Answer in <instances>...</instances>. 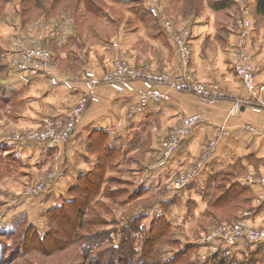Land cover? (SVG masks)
I'll use <instances>...</instances> for the list:
<instances>
[{"label":"rangeland","instance_id":"rangeland-1","mask_svg":"<svg viewBox=\"0 0 264 264\" xmlns=\"http://www.w3.org/2000/svg\"><path fill=\"white\" fill-rule=\"evenodd\" d=\"M257 1L240 0L239 3H235L234 0H91L92 5H88V0H0V26L7 24L15 27L17 30L15 36L21 40L18 41L21 44L19 51L33 47L49 49L53 53L57 72L78 86L84 84L83 77L87 72L94 71L102 75L110 70L116 59L120 58L140 69L149 65L158 73H178L179 70L159 72L147 62L141 66L130 62L127 51L123 47L124 33L137 32L143 27L152 35L161 31L168 37L181 63L180 70L183 68L179 53L171 37L166 33L163 22L154 16L152 17L157 20L153 22L143 21V19H151L143 18V11H148L150 6L158 7L176 27H183L190 31L192 34L191 62L194 37L190 21L187 20V25L183 23L184 18L188 16L187 11L193 12L194 8H197L198 14H202L203 22L206 23H210L217 13L216 28L219 34H222V28L234 33L236 63L241 41L239 21L242 19L243 10H248L250 19L253 21V31L247 39V45L251 61L256 69L252 55L253 40L261 34L262 30L264 31V17L256 15ZM217 2H228L226 5L230 8L215 12L213 5ZM66 8L69 10L67 11ZM96 9H99L97 10L99 16L92 14L97 13ZM75 12L81 16L79 22L73 18ZM100 46H105L110 54L108 57L103 55L102 59L97 60V48ZM3 49L0 40V118L7 116L13 121L21 113L19 97L25 98L26 88L32 86H23L13 78L12 68L16 66V61L9 64L4 61L3 56L7 52ZM17 53L20 54V52ZM63 54L66 58H63ZM60 58H62L61 61ZM191 62L189 70L197 81L209 87L218 85L223 91L220 84L204 82L195 76ZM256 80L263 84L258 81L257 75ZM16 84L25 87L23 92H15ZM48 84L50 85L49 82ZM83 95L85 94L77 96L73 107ZM220 101L222 100L214 104L205 103L213 107ZM73 107L61 115L50 118L63 116ZM132 109L133 107L126 113V120L135 124L139 116L130 120L129 115ZM194 114L201 115L204 120L202 113ZM190 115L183 116L165 138L154 140L153 143L142 136L140 131L126 136L107 132L106 146L108 147L106 149L109 154L112 153V150L109 151L110 148L115 149L116 155L111 160V170L106 175L100 195L93 202V212H90L85 219L91 221L95 218L94 222H97V225L89 228L90 234L87 231L77 233L82 237L87 235L85 239L90 238V235H97L98 237L93 241L98 243L101 239L102 242L93 245V248L85 240L79 241L77 234L72 236L73 227L78 224L73 206H70L65 214L54 210L67 201L70 197L68 193L70 189L68 192L65 191V195L55 198L56 205L53 208L44 213L36 208V205L38 206L48 198V193L57 186L59 180L68 174L72 164H74L72 171L75 172L78 168L76 167L77 159L80 160L82 152L77 151L74 157L69 156L72 152L71 147L73 149L76 147L75 134L62 147L49 151L47 146L41 143L14 141L18 134L40 129L43 120L48 116L44 117L36 127L0 132V264H92L96 262L100 264H220V262L264 264V249L247 246L246 250L230 249L229 251L221 249L219 245L216 251L210 248L211 244L204 241L213 228L223 224H233L241 219L249 220L253 226L264 225V222L257 224L255 221L264 209V203L261 206L257 205L259 197L264 196V187L258 180L263 179L264 176L247 175L243 160H238L233 169L229 166L221 171H215L217 163L211 169L217 149L209 162H205L199 169L198 166L206 154L210 140L204 145L203 153L190 169L176 168L183 146L192 139L194 133L181 145L167 167L152 169L163 154V143L173 128ZM252 128L254 127L246 126L247 131L255 132V128L254 131L251 130ZM220 130L225 132V136L229 135L225 127ZM92 135L87 139V148H84L87 156L81 157L87 164L85 165L88 166L87 168L92 167L89 163L91 160H96V164H99V156L102 154L101 152L97 154V151L91 147L98 149L97 146H99V137ZM24 146L29 148L39 146L41 156L38 160L32 162V158L24 159L16 150V147ZM69 146L71 147L68 148ZM248 162L252 166L259 165L258 160L249 159ZM197 169L199 171L194 180L184 188L175 190L171 186L172 181L180 175H188L196 172ZM54 170H57L58 175L46 192L36 197L26 194L30 186ZM72 175L70 173V176ZM73 176L70 188L74 187L81 177L77 179L76 172ZM217 177L219 178L216 179ZM250 178H253L255 183H248L252 191L229 208L233 211L225 209V213L222 214L210 209L209 202L222 193V191L219 192V187L228 188L241 182L239 179H244L245 182ZM15 189L18 192H15ZM255 189L258 190L255 191ZM11 196L32 198L30 204L35 208L29 205L25 209L33 208L35 214L29 216L28 213L19 211L18 207L21 206L19 203L23 199H10ZM73 196L77 197V195ZM25 203L26 201L22 202V204ZM52 210L54 211L50 213ZM148 238L158 239V243L153 246V243L148 241L145 244ZM70 242L74 245L58 251L60 246ZM86 246L91 247H88L91 251L88 254L85 253ZM213 248L215 249L214 245ZM225 252L227 254H224Z\"/></svg>","mask_w":264,"mask_h":264},{"label":"crops","instance_id":"crops-1","mask_svg":"<svg viewBox=\"0 0 264 264\" xmlns=\"http://www.w3.org/2000/svg\"><path fill=\"white\" fill-rule=\"evenodd\" d=\"M187 12L188 16L184 18L185 22L183 23L187 25V20H189L192 26L194 37L192 72L204 82L220 84L226 98L212 107L194 95L180 93L164 86L162 90L170 95L171 100L152 103L133 124L126 120V113L137 104L138 91L142 89V85L137 83V90L133 94H118L111 88L102 86L98 90L100 103L91 106L90 110L81 119L74 136L76 147L73 149L71 147L73 144L68 147H71L72 151L69 156L74 157L77 151L82 152L81 157L87 156L84 148H87V139L95 131L102 130L123 136L140 131L142 136L150 139L153 143L154 140L165 138L171 128L183 116L200 112L204 116L203 123L196 129L192 139L183 146L177 159L176 168L190 169L203 153L204 145L209 140L216 139L220 129L225 127L229 135L222 136L219 139L215 154L216 158L211 169L217 163L215 171H221L225 167L234 166L238 160H243L247 175L264 176V111L256 112L250 107H245L240 113L231 114L234 99L248 96L246 89L235 76L233 70L236 59L234 33L229 29L224 30L222 28V34H219L216 28L217 13L210 23H206L203 22L202 14H198L197 8H194L193 12H190V10ZM16 33L17 30L11 25L0 26L1 45L4 48L3 50L7 52L3 56V60L8 64L10 62L15 63L19 58L17 52H20L19 47L21 44L18 41L21 40L15 36ZM263 33L262 30L261 34L253 40L252 55L256 65L257 79L264 84ZM124 34L123 47L127 51V57L131 63L141 66L147 62V64H152L159 72H176L180 70L181 63L176 56L174 47L163 32L160 31L152 35L143 27L137 32H125ZM109 54L105 46L97 48V60L102 59L103 55L108 57ZM63 58H66L65 54H63ZM16 85V93L25 88ZM77 87L78 91L68 93L62 88H52L47 80L41 79L35 82L32 87L26 88L25 98L19 97L20 115L17 118L15 117L13 121L7 116L0 118V132L5 133L9 129L16 131L36 127L44 117H54L65 113L74 106L77 96L85 91L84 84H79ZM246 126L254 127L256 131L249 132L246 130ZM16 150L24 159L32 158V162L38 160L41 156L39 146L16 147ZM81 157L80 160L77 159L76 167L78 168L75 169L77 179L97 165L96 160H91L89 163L92 167L87 168L88 166H85L87 164ZM249 159L258 160L259 165H249ZM73 165L69 172L75 175V172L72 171ZM69 172L48 193L49 196L43 203H37L36 208L41 213L53 208L56 205L55 198L65 195V191L68 192L72 186L73 176H70ZM15 192L18 191L15 189ZM24 197L25 199L11 196L10 199L15 198L16 200L23 199V201H26L25 204H22L23 201L19 203L21 206L18 207V210L32 216L35 214L33 208L25 209L29 205L34 207L30 204L32 198ZM71 200L70 197L67 198V201ZM257 205H259L258 201ZM255 221L257 224L264 222V209L255 218Z\"/></svg>","mask_w":264,"mask_h":264},{"label":"built area","instance_id":"built-area-1","mask_svg":"<svg viewBox=\"0 0 264 264\" xmlns=\"http://www.w3.org/2000/svg\"><path fill=\"white\" fill-rule=\"evenodd\" d=\"M239 3L240 0H234ZM149 11L152 16L163 22L166 33L171 37L172 42L182 60L183 68L175 74L158 73L146 65L143 69L129 64L126 60L116 59L109 71L99 75L97 72H87L83 77V83L86 91L75 107L65 115L55 118H46L43 120L40 129L18 134L14 138L15 142L23 141L30 143H41L47 146L49 151L56 150L63 146L71 137L74 136L77 127L89 108L100 102L98 90L102 86H107L118 94H133L136 92V84L140 83L142 89L138 91L137 104L133 107L129 119H135L142 116L147 107L154 102L169 101V94L162 90L167 86L180 93L192 94L204 100L207 103L214 104L219 100L226 98L225 93L218 85L209 87L208 85L197 81L190 72L191 62V40L192 34L183 27H176L174 23L158 7L150 6ZM240 25V49L237 54L238 60L234 65V73L241 81L247 91L245 97L235 98L233 101L232 114L240 113L245 107H250L256 112L264 111V85L256 80V69L251 61L247 39L253 31V21L250 19L248 10H243ZM13 78L23 86H32L35 82L44 79L50 83L52 88H62L70 92L78 91L77 85L68 78L62 77L57 72V66L53 53L43 47H33L20 50L19 58L16 60V66ZM201 115L194 114L186 116L180 124L173 128L169 137L164 141V152L153 170L164 169L173 160L176 152L186 141L190 139L194 130L202 123ZM254 131V128L251 129ZM225 136V132L220 130L217 138L210 140L206 154L199 164L200 169L205 162H209L218 147L219 139ZM188 175H180L172 181L171 186L175 190L184 188L190 184L199 171ZM58 175L57 170L49 172L42 176L40 180L30 186L26 191L29 196H39L46 192L54 179ZM253 178L245 182L255 184ZM264 187V178L258 180ZM259 206L264 203V196L258 199ZM213 250L221 249L243 250L247 246L255 249H264V225L253 226L249 220L241 219L233 224H223L214 228L204 239ZM215 246V249L213 248ZM224 250V251H225ZM246 250V249H245Z\"/></svg>","mask_w":264,"mask_h":264},{"label":"trees","instance_id":"trees-1","mask_svg":"<svg viewBox=\"0 0 264 264\" xmlns=\"http://www.w3.org/2000/svg\"><path fill=\"white\" fill-rule=\"evenodd\" d=\"M89 2L87 3L88 5H92L91 0H88ZM228 1V0H225ZM235 2V1H234ZM228 2H217L213 5V10L215 12H220L223 11L225 9H229L230 7L227 6ZM236 3V2H235ZM66 10L68 11L69 9L66 8ZM99 9H96V12L98 13H92L96 16H99V12L97 11ZM256 15L258 16H263L264 17V0H258L256 3ZM78 11V10H75ZM143 18L145 17H149L151 19H143V21H148V22H153V20H157L155 18L152 17L150 11L148 10H144L143 11ZM81 16L78 15V12L74 13V17L76 19L77 22H79V18ZM141 20V22H143ZM144 23V22H143ZM94 136L99 137V146H97L98 149H96L94 146H91L93 149H95L97 152V154L99 152H101L102 154L99 156L100 157V161L99 164H97L95 166V168L91 171L88 172L87 174L82 175L79 179L77 184L70 188L69 190V195L71 197V201H65V203L59 207V208H55V211L58 212H62L63 214H65L68 210V208L71 206H73L74 209V214H75V220L78 222V224H75L73 227V235H76L78 233V231H82L85 232L87 231L88 234L91 233V229H89L90 227H92L93 225H97V222L95 218L94 220H85L87 215L91 212H93V202L97 199V197L100 195V192L102 190L103 184L106 181V175L108 173L109 170H111V160L114 159V156L116 155V152L114 151L115 149H111L109 151H111L112 153L109 154L108 150L106 149L108 146H106V139H107V132L105 131H95L93 133ZM92 135V136H93ZM101 137V139H100ZM235 166H232L230 168H234ZM229 168V169H230ZM219 177H217L216 179H218ZM225 183V180H223ZM238 183H235L233 185H231L230 187L226 188L225 186H221L219 187V192L222 191V193L220 194V196H215L211 202H209V207L210 209H213L214 211H217V213H222L224 214V210L226 209L227 211H233L230 210L229 208L232 207L234 205V203L237 202V200H239L240 198H242L243 196L249 194L252 191V188L249 186V184L244 182V179H239ZM73 195H77V197L73 196ZM54 210H52L50 213H52ZM236 221V220H235ZM89 229V230H88ZM214 229V228H213ZM87 236V235H86ZM82 237L81 234H77L76 237L79 241H83L85 240L86 242L89 243V245H91V247L93 248V245H96L100 242H102V240H98L99 242L97 243V241H93L95 238H97V235H90V238L85 239V237ZM27 237V236H25ZM156 238V237H155ZM154 238V239H155ZM149 242L153 243V246L156 245L158 243V239L157 240H152V238H148L145 242V244H147ZM144 244V245H145ZM74 245L73 242H70L69 244H66L64 246H60L58 248V251L65 249L67 246L70 247ZM89 247V246H88ZM88 247H85V253H90L91 251L88 249ZM89 247V248H91ZM153 250L151 251L150 255L152 256ZM224 254H227V252H225ZM216 258V257H215ZM214 258V259H215ZM226 262H220V264H225ZM92 264H100V262H96V263H92Z\"/></svg>","mask_w":264,"mask_h":264}]
</instances>
